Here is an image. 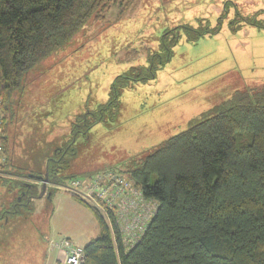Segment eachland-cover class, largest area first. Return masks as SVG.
Segmentation results:
<instances>
[{"label":"rangeland","instance_id":"1","mask_svg":"<svg viewBox=\"0 0 264 264\" xmlns=\"http://www.w3.org/2000/svg\"><path fill=\"white\" fill-rule=\"evenodd\" d=\"M117 76L118 106L103 110L85 134ZM260 88L264 0L111 4L103 19L85 23L13 93L6 127L12 173L0 186V264H63L51 241L68 237L83 245L100 232L92 211L57 186L50 199L26 204L23 195L21 204L36 182L31 176L44 175L48 163L64 178L103 169L127 175L129 165L186 129L191 118ZM1 115L0 109V136Z\"/></svg>","mask_w":264,"mask_h":264},{"label":"trees","instance_id":"2","mask_svg":"<svg viewBox=\"0 0 264 264\" xmlns=\"http://www.w3.org/2000/svg\"><path fill=\"white\" fill-rule=\"evenodd\" d=\"M119 1L0 0V139L5 154L0 186L12 173L7 167L6 127L13 93L31 69L89 20L103 19L110 5ZM204 32L208 30L200 33ZM118 77L108 101L97 107L96 119L85 124V134L102 120L103 110L118 106L122 88L116 84ZM62 151L58 148L56 153ZM56 165L48 163L49 199L55 186L68 178L57 174ZM126 171L143 195L156 202L155 211L139 239L125 249L118 234L112 239L99 210L69 192L92 211L100 228L98 236L83 245L82 264H264L263 88L191 118L186 129L169 136ZM33 177L36 182L21 194V204L23 195L38 196L39 178Z\"/></svg>","mask_w":264,"mask_h":264},{"label":"built area","instance_id":"3","mask_svg":"<svg viewBox=\"0 0 264 264\" xmlns=\"http://www.w3.org/2000/svg\"><path fill=\"white\" fill-rule=\"evenodd\" d=\"M2 159L5 157H0ZM59 188L94 205L106 220L112 239L115 241L118 234L125 249L139 239L156 208V202L146 198L130 176L112 169L85 177H68ZM51 245L62 251L63 264H82L83 246L72 239L62 237L51 241Z\"/></svg>","mask_w":264,"mask_h":264},{"label":"water","instance_id":"4","mask_svg":"<svg viewBox=\"0 0 264 264\" xmlns=\"http://www.w3.org/2000/svg\"><path fill=\"white\" fill-rule=\"evenodd\" d=\"M38 178L40 180V193L38 194L37 197L42 196L44 192L46 191V188H47L46 185L48 184V169L44 175H38ZM49 195H50V192L48 191L46 194V197H49Z\"/></svg>","mask_w":264,"mask_h":264},{"label":"crops","instance_id":"5","mask_svg":"<svg viewBox=\"0 0 264 264\" xmlns=\"http://www.w3.org/2000/svg\"><path fill=\"white\" fill-rule=\"evenodd\" d=\"M32 178L34 179L33 176H31V179H32ZM31 179H30V180H31ZM50 186H52L51 183H48L47 187H50ZM46 194H47V188H46V191L44 192V194H43L42 196L28 198L26 204L29 203L31 200L36 199V198L42 199V197H43V196H46ZM84 244H85V243H84ZM84 244H83V245H84ZM83 245H81V246H83ZM62 258H63V253L59 250V251L57 252V258H56V259H57V261L62 262Z\"/></svg>","mask_w":264,"mask_h":264},{"label":"flooded vegetation","instance_id":"6","mask_svg":"<svg viewBox=\"0 0 264 264\" xmlns=\"http://www.w3.org/2000/svg\"><path fill=\"white\" fill-rule=\"evenodd\" d=\"M39 183H40V180H39Z\"/></svg>","mask_w":264,"mask_h":264}]
</instances>
